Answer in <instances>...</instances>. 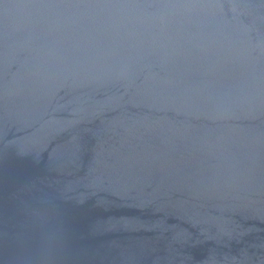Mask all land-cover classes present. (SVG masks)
<instances>
[{
	"label": "water",
	"instance_id": "95a60500",
	"mask_svg": "<svg viewBox=\"0 0 264 264\" xmlns=\"http://www.w3.org/2000/svg\"><path fill=\"white\" fill-rule=\"evenodd\" d=\"M0 264H264V0H0Z\"/></svg>",
	"mask_w": 264,
	"mask_h": 264
}]
</instances>
